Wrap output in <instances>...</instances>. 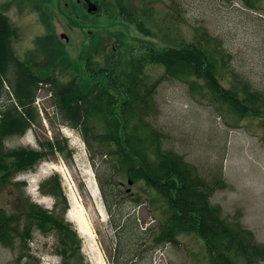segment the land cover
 <instances>
[{"label": "rangeland", "instance_id": "obj_1", "mask_svg": "<svg viewBox=\"0 0 264 264\" xmlns=\"http://www.w3.org/2000/svg\"><path fill=\"white\" fill-rule=\"evenodd\" d=\"M66 1L0 0V11L17 29L12 41L15 53L36 74L64 81L89 78V85L99 81L107 86L111 83L103 69L113 65L110 57L120 43L126 46V61H115L118 66L112 74L120 71L119 62L126 72L130 69L133 47L155 45L162 49L169 38L176 43L199 42L204 41L202 32H208L219 41L215 48L224 53L216 54L224 86L234 88L238 77L264 92V14L245 6L243 0H91L97 5L95 11H89L84 0H68V9ZM257 6L264 3L257 1ZM136 13L153 35L140 30ZM142 71V77L153 82L164 75L165 67L146 62ZM8 88L0 99L1 109L14 100ZM194 93L188 80L165 77L154 97L157 112L146 119L162 132L165 148L183 155L210 183L218 181L211 201L221 206V216L251 232L252 241L264 244V114L242 116L228 105L221 107L208 91ZM35 103L41 123L23 136L0 140V148H43L47 154L33 169L17 172L12 184L0 183V207L8 213L14 211L15 198L23 193L62 216L64 200L53 195L58 176L70 208L65 221L81 240L80 252L66 257L54 232L36 229L30 247L40 264H217L196 232L180 234L177 244L152 248L154 237L171 214L167 200L144 181L134 182L121 165L106 156L95 157L94 162L80 131L59 123L50 83L40 85ZM57 138L67 141L72 152H51L47 143ZM97 170L104 178L112 214ZM136 197L142 201L136 202ZM70 210L83 215L89 225L87 234L80 232ZM118 220L125 224L115 229ZM133 226L138 235L132 232ZM18 245V239L14 248L0 241V264H24L25 258L18 259ZM234 260L247 264L243 257Z\"/></svg>", "mask_w": 264, "mask_h": 264}, {"label": "trees", "instance_id": "obj_2", "mask_svg": "<svg viewBox=\"0 0 264 264\" xmlns=\"http://www.w3.org/2000/svg\"><path fill=\"white\" fill-rule=\"evenodd\" d=\"M257 1L264 3V0H243L245 6L257 12L261 10L260 13L264 14V6H257ZM39 10L43 20H46L40 5ZM144 12L146 11H143V15ZM137 17L140 30L145 35H153L144 26L145 22L139 14ZM16 34V27L0 11V99L8 87L12 92L10 98H14L8 106L0 108L2 143L8 138L23 136L35 124L41 123L42 118L35 102L40 85L50 83L53 109L59 123L80 131L93 161L95 162V157L106 156V160L121 165L134 182L144 181L167 200L171 214L164 222L160 234L154 237L152 248L166 243L177 244L180 234L196 232L204 239L213 263L239 264L235 263V257H243L247 264H258L264 260V244L252 241L249 238L251 232L245 228L227 222L221 216V206L212 203L211 196L218 181L210 183L183 155L165 148L162 132L146 119L157 112L154 97L158 85L165 77L188 80L190 90L196 94L200 90L208 91L214 95V99L219 100L221 107L228 105L242 116L264 114V92L255 89L243 78L237 77L233 81V84H237L234 88H227L221 82L218 71L222 66L216 54L224 53L215 48V43L219 42L216 37L202 32L204 41L185 43H176L169 38L162 49L155 45H147L145 48L138 45L131 50V66L127 72L123 66L126 61V46L120 43L113 48L116 52L110 57L113 65L103 69V75L111 83L106 86L99 81H93L89 85V78L64 81L54 75L34 73L28 63L15 53L12 41ZM117 51H121V54ZM120 58L123 60V64L119 62L120 67L117 69L120 71L112 74L118 66L115 61ZM146 62L164 65V75L156 81H147L142 77V68ZM92 69L99 71L97 68ZM120 88H123V92ZM262 126L264 127V123ZM61 140L57 138L48 142L49 150L53 153L64 149L71 151L68 142L63 138ZM46 154L47 151L43 148H0V183L4 186L12 184L17 172L33 169ZM97 178L106 206L112 214L104 178L98 170ZM21 184L25 185L26 182L22 181ZM53 186V195L62 196L65 204L64 213L60 217L32 202L23 193L15 198L14 211L8 213L0 207V241L14 248L18 239V259L25 258L24 264H40L30 247L36 229L46 234L54 232L58 236L60 252L66 257L80 252V237L65 221L69 203L58 176ZM134 200L140 202L142 198L136 197ZM124 224L118 220L113 226L121 228ZM135 226L132 227V232L138 235Z\"/></svg>", "mask_w": 264, "mask_h": 264}, {"label": "bare ground", "instance_id": "obj_3", "mask_svg": "<svg viewBox=\"0 0 264 264\" xmlns=\"http://www.w3.org/2000/svg\"><path fill=\"white\" fill-rule=\"evenodd\" d=\"M76 214L77 213L74 214L73 210H70L69 212L70 217L74 216L75 217L74 219H76V221L78 222L80 232L83 234H87V231H89V225L87 221L85 220L82 214H77V215Z\"/></svg>", "mask_w": 264, "mask_h": 264}, {"label": "water", "instance_id": "obj_4", "mask_svg": "<svg viewBox=\"0 0 264 264\" xmlns=\"http://www.w3.org/2000/svg\"><path fill=\"white\" fill-rule=\"evenodd\" d=\"M86 1L89 4V8H88L89 11L97 10V5L96 4H94L91 0H86ZM130 183H131V181H130Z\"/></svg>", "mask_w": 264, "mask_h": 264}, {"label": "flooded vegetation", "instance_id": "obj_5", "mask_svg": "<svg viewBox=\"0 0 264 264\" xmlns=\"http://www.w3.org/2000/svg\"><path fill=\"white\" fill-rule=\"evenodd\" d=\"M78 1H80V0H78ZM85 1V0H84ZM66 6L68 7V9H69V1L67 0L66 1ZM68 16H69V10H68ZM63 35H64V33H61V36L63 37Z\"/></svg>", "mask_w": 264, "mask_h": 264}]
</instances>
